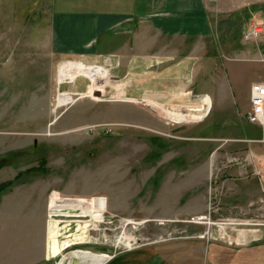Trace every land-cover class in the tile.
I'll return each mask as SVG.
<instances>
[{"label":"rangeland","instance_id":"rangeland-1","mask_svg":"<svg viewBox=\"0 0 264 264\" xmlns=\"http://www.w3.org/2000/svg\"><path fill=\"white\" fill-rule=\"evenodd\" d=\"M52 1L0 0V183L13 179L0 194V264L139 244L200 264L205 242H264V142L243 116L250 83L264 80V8L209 17L201 60L174 43L107 60L52 52ZM256 22L258 39L243 41ZM96 65L105 84L82 75ZM50 220L63 222L59 239L85 225L54 257Z\"/></svg>","mask_w":264,"mask_h":264},{"label":"crops","instance_id":"crops-1","mask_svg":"<svg viewBox=\"0 0 264 264\" xmlns=\"http://www.w3.org/2000/svg\"><path fill=\"white\" fill-rule=\"evenodd\" d=\"M249 7L263 9L264 0H53L48 33L52 52L62 58L108 60L128 55L141 59L151 52L164 53L174 43L175 53H195V60H201L207 52L204 39L211 32L209 17ZM253 126L257 127L250 124L251 130ZM253 133L254 139L264 142V131L259 128ZM172 251L167 246L139 244L108 258L97 256L101 264H184L178 255L169 254ZM199 259L200 264H264V242L243 246L205 242Z\"/></svg>","mask_w":264,"mask_h":264},{"label":"bare ground","instance_id":"bare-ground-1","mask_svg":"<svg viewBox=\"0 0 264 264\" xmlns=\"http://www.w3.org/2000/svg\"><path fill=\"white\" fill-rule=\"evenodd\" d=\"M65 68L67 67H71L69 65L64 66ZM61 68V67H60ZM81 71L83 72L82 75H84L85 77H87L88 79H90L91 81H96V80H101L104 81V84L110 79V75L107 71V69L103 68L102 66H88V67H84L81 69ZM66 72V71H65ZM64 73L63 71H60V75ZM65 80L71 81L69 78L68 79H62L59 81V84ZM102 83V85L98 86L97 89L99 91L100 87H102L104 85ZM95 86V85H94ZM103 89V88H102ZM94 87L92 86V92H94ZM98 91H96L97 93H99ZM100 94V93H99ZM69 94L65 95V94H61L57 97V101H56V105L57 107H59L64 100L66 99V97ZM62 221H58V220H50L49 224H48V236H47V242H46V253H47V257H54L56 256L60 251H62L63 249L69 247L72 243H74V241H77L78 239L80 240L82 233V229L83 227H85V225H79L78 231L73 233V234H69L68 231H66V235L63 236L62 239H59V230L61 228H63L64 225H62ZM66 225V224H65ZM123 244V243H122ZM69 261L67 259L64 260L63 264H68ZM102 263V259L97 256V255H88V254H84V253H78L75 257V260L73 262V264H101Z\"/></svg>","mask_w":264,"mask_h":264},{"label":"built area","instance_id":"built-area-1","mask_svg":"<svg viewBox=\"0 0 264 264\" xmlns=\"http://www.w3.org/2000/svg\"><path fill=\"white\" fill-rule=\"evenodd\" d=\"M250 28L242 33L243 41L254 40L261 31L260 24H251ZM247 123L256 125L264 131V80L251 83L248 91V110L244 113Z\"/></svg>","mask_w":264,"mask_h":264},{"label":"trees","instance_id":"trees-1","mask_svg":"<svg viewBox=\"0 0 264 264\" xmlns=\"http://www.w3.org/2000/svg\"><path fill=\"white\" fill-rule=\"evenodd\" d=\"M17 177H19V174L15 176L14 180H16ZM12 183H13V179L10 181H5L0 183V194L6 191L12 185Z\"/></svg>","mask_w":264,"mask_h":264},{"label":"water","instance_id":"water-1","mask_svg":"<svg viewBox=\"0 0 264 264\" xmlns=\"http://www.w3.org/2000/svg\"><path fill=\"white\" fill-rule=\"evenodd\" d=\"M94 96H98V93L95 92V93H94ZM106 253H107L108 255H112V252H111V251H107Z\"/></svg>","mask_w":264,"mask_h":264}]
</instances>
